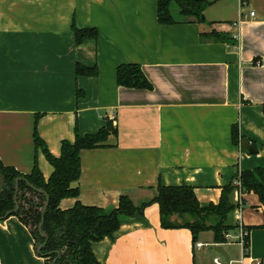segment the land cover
<instances>
[{"label": "crops", "instance_id": "0c3cea01", "mask_svg": "<svg viewBox=\"0 0 264 264\" xmlns=\"http://www.w3.org/2000/svg\"><path fill=\"white\" fill-rule=\"evenodd\" d=\"M209 1L203 22L181 20L175 7L179 22L161 24L158 0H0L2 163L24 174L37 163L48 179L44 148L58 157L76 130L93 134L110 120L116 133L81 151V176L72 183L80 194L62 198L60 208L79 200L110 209L122 194L139 205L159 183L191 185L202 206L218 203L241 171L264 166V0ZM74 21L98 36L78 44ZM126 62L140 64L153 88L120 86L117 66ZM78 63L98 75L77 76ZM242 137L255 153L242 148ZM229 200L239 203L237 189ZM242 200L228 214V242L213 245L238 242L243 226L248 254L241 248L229 260L264 263V204L254 192ZM205 233L214 241L213 231L198 241ZM204 247L188 228L162 227L157 203L92 243L101 264H211L197 256ZM45 261L16 215L0 219V264Z\"/></svg>", "mask_w": 264, "mask_h": 264}, {"label": "trees", "instance_id": "16d2710c", "mask_svg": "<svg viewBox=\"0 0 264 264\" xmlns=\"http://www.w3.org/2000/svg\"><path fill=\"white\" fill-rule=\"evenodd\" d=\"M212 3L209 0H158V20L161 24L179 22L172 11L173 4H177L181 20L192 18L203 22L204 11ZM72 30L78 44L98 36L96 28L79 27L75 21ZM76 74L96 76L98 69L96 66L88 67L78 63ZM116 77L120 86L153 88L137 63L119 64ZM111 133H116V128L109 120L93 134L82 135L76 130L74 141H62L61 155L58 157L44 148L53 166V172L48 179H45L37 163L31 173L24 174L12 166H5L0 160V170L4 176V182L0 185V217L16 215L30 229L37 253L46 259L45 264H101L93 252L92 243L107 236L112 237L124 218L144 214L145 209L153 203L159 205L162 227L188 228L192 232L194 243L205 231L214 232L215 243L228 242L227 235L233 228L226 223L228 214L237 206L243 205L242 195L245 192L256 193L264 204V166H258L239 173L237 179L241 181V202L236 205L229 200V194L238 188L236 184L223 187L218 203L212 202L202 206L193 186L159 183L154 196L139 205H136L128 194H122L118 206L110 209L85 205L79 200L71 208H60L62 198L78 197L80 194L79 187H73L72 183L81 176V151L102 146ZM232 133L234 142L238 143L240 133L237 126L233 127ZM35 141L38 147L44 146L37 132ZM17 178L19 183L15 198ZM47 197L48 206L43 214ZM245 239L249 240L248 234ZM246 248L248 250L249 245H246ZM245 254H248V251Z\"/></svg>", "mask_w": 264, "mask_h": 264}, {"label": "rangeland", "instance_id": "374dc122", "mask_svg": "<svg viewBox=\"0 0 264 264\" xmlns=\"http://www.w3.org/2000/svg\"><path fill=\"white\" fill-rule=\"evenodd\" d=\"M173 5H174V8L178 7L177 4H173ZM231 233L235 234L234 231H231ZM200 241L209 242V246H205L202 250H199V251L197 250V256L201 257L202 259L204 255H208L210 263L215 264L214 257L221 255V254L214 250L215 245H213L214 241L211 238V233H205L203 236H201ZM225 249H227L231 257H235L237 255H239V257L241 256V245L233 237H231L230 243L225 245Z\"/></svg>", "mask_w": 264, "mask_h": 264}, {"label": "built area", "instance_id": "2783aa9c", "mask_svg": "<svg viewBox=\"0 0 264 264\" xmlns=\"http://www.w3.org/2000/svg\"><path fill=\"white\" fill-rule=\"evenodd\" d=\"M235 184L237 185V192L239 193V203L241 202V190L239 189L240 186H241V181L240 179H237ZM239 210H241V206H238ZM240 235L238 236V242L240 243L241 245V248H242V257H245L247 256V254H245L247 250L246 248V245H249L248 244V240L246 241L245 237L246 235L248 234V232L244 229L243 226H240ZM227 237H229V234L227 235ZM196 246L197 247H203V246H209V243L207 242H202V241H197L196 242ZM244 258H242L241 260H237V261H233V260H226L223 256L221 255H218L214 258V263L215 264H245L244 263ZM251 264H264L262 263L260 260H257V261H254L252 262Z\"/></svg>", "mask_w": 264, "mask_h": 264}, {"label": "water", "instance_id": "95a60500", "mask_svg": "<svg viewBox=\"0 0 264 264\" xmlns=\"http://www.w3.org/2000/svg\"><path fill=\"white\" fill-rule=\"evenodd\" d=\"M241 146L243 149L247 150L249 153H255L256 152V148L254 147V145H252L249 141L248 138H244L242 139L241 141ZM4 182V176L0 170V184ZM18 183H19V178L16 179V194H15V198L17 197V192H18ZM48 201H49V198L47 197V200H46V203L43 207V214L48 206ZM7 216L5 217H0V219H4L6 218ZM42 228V223L40 224V229ZM45 237L47 236L46 234L42 233ZM215 250L220 253L222 256H224L227 260L230 259V256L228 254V252L224 249V247L222 245H216L215 246Z\"/></svg>", "mask_w": 264, "mask_h": 264}]
</instances>
